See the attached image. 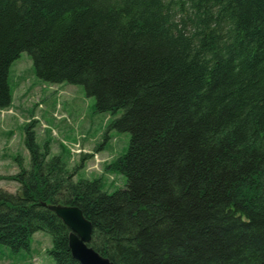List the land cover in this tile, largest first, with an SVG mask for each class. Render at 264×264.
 Masks as SVG:
<instances>
[{
	"label": "trees",
	"instance_id": "obj_1",
	"mask_svg": "<svg viewBox=\"0 0 264 264\" xmlns=\"http://www.w3.org/2000/svg\"><path fill=\"white\" fill-rule=\"evenodd\" d=\"M23 51L43 81L119 115L130 144L107 169L126 185L75 180L30 120L21 189H0V245L29 251L41 231L56 264H81L47 207L62 204L115 264H264V0H0V109Z\"/></svg>",
	"mask_w": 264,
	"mask_h": 264
},
{
	"label": "rangeland",
	"instance_id": "obj_2",
	"mask_svg": "<svg viewBox=\"0 0 264 264\" xmlns=\"http://www.w3.org/2000/svg\"><path fill=\"white\" fill-rule=\"evenodd\" d=\"M179 19V17H178ZM12 103L0 109V189L17 194L21 185L10 178L20 172L19 159L30 166L25 144L26 125L35 120L36 141L48 159L60 156L75 180L103 179L104 190L112 193L126 185V177L107 166L126 153L130 133L112 127L114 116L97 109V99L83 85L43 81L33 58L23 51L9 72ZM52 236L36 232L29 251L14 252L0 245V264H56L47 253Z\"/></svg>",
	"mask_w": 264,
	"mask_h": 264
},
{
	"label": "water",
	"instance_id": "obj_3",
	"mask_svg": "<svg viewBox=\"0 0 264 264\" xmlns=\"http://www.w3.org/2000/svg\"><path fill=\"white\" fill-rule=\"evenodd\" d=\"M47 207L70 228L69 248L77 261L81 264H115L90 245L92 223L79 207L62 204H48Z\"/></svg>",
	"mask_w": 264,
	"mask_h": 264
}]
</instances>
